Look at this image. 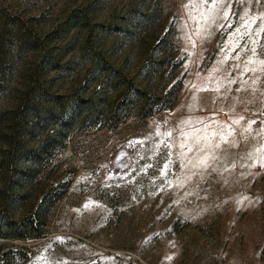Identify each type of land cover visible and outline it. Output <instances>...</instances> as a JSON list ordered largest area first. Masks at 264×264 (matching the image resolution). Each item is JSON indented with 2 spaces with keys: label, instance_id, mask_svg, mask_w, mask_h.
Instances as JSON below:
<instances>
[{
  "label": "rangeland",
  "instance_id": "obj_1",
  "mask_svg": "<svg viewBox=\"0 0 264 264\" xmlns=\"http://www.w3.org/2000/svg\"><path fill=\"white\" fill-rule=\"evenodd\" d=\"M0 264H264V0H0Z\"/></svg>",
  "mask_w": 264,
  "mask_h": 264
},
{
  "label": "snow or ice",
  "instance_id": "obj_2",
  "mask_svg": "<svg viewBox=\"0 0 264 264\" xmlns=\"http://www.w3.org/2000/svg\"><path fill=\"white\" fill-rule=\"evenodd\" d=\"M213 3H215V0H213Z\"/></svg>",
  "mask_w": 264,
  "mask_h": 264
},
{
  "label": "trees",
  "instance_id": "obj_3",
  "mask_svg": "<svg viewBox=\"0 0 264 264\" xmlns=\"http://www.w3.org/2000/svg\"><path fill=\"white\" fill-rule=\"evenodd\" d=\"M161 110V109H160Z\"/></svg>",
  "mask_w": 264,
  "mask_h": 264
}]
</instances>
